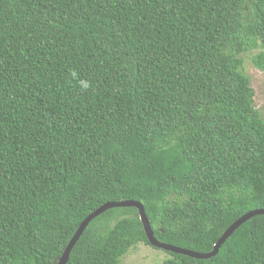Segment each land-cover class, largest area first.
<instances>
[{"label":"trees","instance_id":"obj_1","mask_svg":"<svg viewBox=\"0 0 264 264\" xmlns=\"http://www.w3.org/2000/svg\"><path fill=\"white\" fill-rule=\"evenodd\" d=\"M248 69L264 75V0H0V264H58L127 201L160 243L210 253L264 210ZM142 244L138 211L109 209L66 264ZM163 252L264 264V215L210 259Z\"/></svg>","mask_w":264,"mask_h":264},{"label":"water","instance_id":"obj_2","mask_svg":"<svg viewBox=\"0 0 264 264\" xmlns=\"http://www.w3.org/2000/svg\"><path fill=\"white\" fill-rule=\"evenodd\" d=\"M124 207H131V208H135L138 211V216L139 219L142 223L143 226V230L144 233L146 235V238L149 242V244L155 248V249H159V250H163V251H167V252H171L174 254H180L183 256H187L190 258H194V259H200V260H206V259H210L212 257H214L219 248L222 246V244H224V242L246 221L250 220L251 218L255 217V216H259V215H264V210H253L250 211L248 213H246L245 215H243L242 217H240L238 220H236L232 225H230L225 231L224 233L221 235V237L219 238V240L217 241V243L214 245L213 250L208 253V254H199V253H195V252H191L188 250H184L181 248H177V247H173L170 245H166L163 243H160L159 241H157L153 235V232L151 230V227L149 225L148 219L145 215L144 209L142 207V205L138 202H132V201H127V202H119V203H108L103 205L102 207H100L99 209H97L95 212H93L92 214H90L79 226V228L77 229L76 233L74 234V236L72 237V239L70 240L69 244L67 245L63 255L61 256L58 264H66L70 251L72 250L73 246L75 245V243L77 242V240L79 239V237L81 236V234L83 233L84 229L86 228V226L88 225V223L90 221H92L93 219H95L96 217H98L99 215H101L102 213H104L105 211L109 210V209H115V208H124Z\"/></svg>","mask_w":264,"mask_h":264},{"label":"rangeland","instance_id":"obj_3","mask_svg":"<svg viewBox=\"0 0 264 264\" xmlns=\"http://www.w3.org/2000/svg\"><path fill=\"white\" fill-rule=\"evenodd\" d=\"M251 87L254 92V107L264 118V75L255 70L248 69ZM168 255L161 250L152 249L145 245H138L134 250L124 256L120 264H162Z\"/></svg>","mask_w":264,"mask_h":264},{"label":"clouds","instance_id":"obj_4","mask_svg":"<svg viewBox=\"0 0 264 264\" xmlns=\"http://www.w3.org/2000/svg\"><path fill=\"white\" fill-rule=\"evenodd\" d=\"M85 87L87 86V85H84Z\"/></svg>","mask_w":264,"mask_h":264}]
</instances>
